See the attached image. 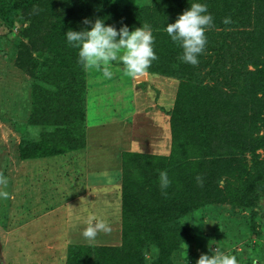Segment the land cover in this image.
Listing matches in <instances>:
<instances>
[{
    "label": "rangeland",
    "instance_id": "1",
    "mask_svg": "<svg viewBox=\"0 0 264 264\" xmlns=\"http://www.w3.org/2000/svg\"><path fill=\"white\" fill-rule=\"evenodd\" d=\"M106 1L121 7L120 11L116 12L117 15L112 17L113 22H110V25L119 28L121 24L127 25L130 21L135 23L136 20H144V15L135 13L133 10L143 7L150 8L158 0ZM28 2L29 0H0V11L5 17L4 23L10 27L7 30H2L0 27V160L5 155L6 157L11 156V159L15 155L19 158L21 156H41L47 155V151L50 150L60 151V149L67 148L68 151L74 146L82 148L84 145V129L79 128V130L78 124L75 125L77 127L74 136L67 132V127H64L69 122L66 112L70 108L71 99L72 102L74 99L77 100L76 95L82 90L77 85L80 64L77 62L76 49L67 45L65 35L61 33L63 30L57 32L45 26L48 21L47 15L41 16L44 21L41 28L38 30L35 27L32 28L29 13H32L33 10H30L28 6L27 10L23 11L19 5H28ZM46 2L49 5L51 1L36 0L32 7L37 9V6ZM209 12L213 16L214 10H209ZM253 22L254 19L250 16L233 17V22L229 27L212 31L211 36L219 38L218 40L225 39V43L229 44L231 38L234 37L246 40L250 36L234 34L252 32ZM144 24L146 23L143 22L142 25ZM230 26L234 28H230ZM128 27L129 29L133 28V26ZM214 27L210 30H213ZM84 28L88 27H80L77 31ZM217 33H220V37ZM215 37L211 38L212 41L216 40ZM167 45L166 54L160 52L156 54L163 66V71L157 74L176 83H174V88H177L176 97L180 82L185 83L180 95V110L183 114L175 120L172 113L173 118L171 117L170 125L174 120L176 129L180 131L178 135L179 158L183 154L181 150L185 151V146L193 143L190 146L192 147L191 152L187 154L186 151L184 157L189 159L190 163H195L197 158L200 159L202 153L198 152L197 144L205 138L202 114L209 109L206 108L204 92L201 89L206 86L223 89L234 99L243 87L242 85L239 88L238 86L233 87L231 86L232 82L229 83V80L219 78L217 73H213V61L215 60L213 53L205 51L199 57V64L192 66L179 59L182 49L173 42ZM117 64L120 63L113 62L114 75L111 79L91 78L92 70H85L82 76L84 92L79 95L83 101V108L87 85L102 81L113 87L118 86L116 85L117 78L114 67ZM246 70L253 71L254 68L248 66ZM73 83L75 84L73 85ZM26 84L29 86L27 88L28 91L30 89V94L28 93V98L24 103L25 89L23 90V86ZM157 87L162 86L158 85ZM98 96L100 99L92 101L88 108V121L96 125H99V122H108L121 111L119 105L114 102V90L109 88V90L103 91V94L100 92L95 95V97ZM104 98L105 101L102 103ZM73 105L72 107H74ZM193 109L196 110L194 114H191ZM21 110L29 113L26 120L22 115H16ZM74 110H76V105ZM64 117L66 122H62ZM208 119H214V117L211 116ZM178 121L184 125H177ZM56 125L60 127L54 128L53 126ZM111 128L106 126L100 130L110 131ZM256 129L252 132L254 137L264 135V116L259 118ZM109 135L110 133L106 134V137ZM72 140H76L77 143L74 145L71 143ZM121 140L125 141L126 138L121 137ZM107 142L111 141L107 140ZM91 143L94 145L93 141ZM109 144L115 149L112 143ZM248 144L251 145L250 140H247ZM236 145L237 143H235ZM10 147H12L11 151H8ZM165 147L169 150L167 140ZM171 148L172 132L170 153L167 150L164 152L168 155L167 157L171 154ZM103 149L102 147V151ZM114 149L113 152H116ZM94 151L97 149L89 150V161L93 167L98 161L104 165V168L100 169L102 173L98 176L102 177L105 182L92 181L88 186L90 187L88 199L75 202L68 210L66 209L68 212L61 209L62 206H65V201L59 200L58 203L61 206L59 209L57 206L54 207L55 202L54 204L50 202L49 208L54 207L52 208L53 214H48L46 207L38 214H32L30 213L32 211H29L28 215L21 219L17 213H14V210H18V203L14 204V202L18 199L19 192H12L11 188L7 187L6 190L16 199L0 200L3 201L2 205L5 208L7 206V210L10 209L13 214L7 215L8 221L10 219L8 222L10 233L7 235L0 232V264H20L19 260L22 261V264H58L61 263L59 260L63 258L67 264L71 257V251H77L78 247L84 248L79 253L84 256L79 264H196L201 254L210 255L216 247L227 254L235 255L238 264H264V152L262 150L256 152L257 162H254L250 154H244L242 158L245 169L237 171L238 173L243 172L244 176H240L238 173H228L217 179L213 185V192L216 194L211 196V200L206 205L190 212L181 209L180 213H173L170 217L164 218V225L153 223L147 228H142V223L148 226L147 221L150 214L148 209L151 208V205L145 198H140L139 188L140 191L144 189V194L157 196L160 189L159 173L166 171L171 180L168 187L173 193L171 197L183 203H189L193 200L189 190L194 188L192 182H196L197 179H191L185 185L184 182L173 179L170 175L169 163L147 159L148 157L143 154L136 157L124 155L122 163L119 158L120 165L115 166L117 172H112L113 169L107 163L110 157L101 159ZM118 154L120 157V153ZM203 154H206L205 151ZM12 160L13 163L16 162L15 158ZM123 170L126 172V178L130 185L136 191L134 199L137 205L135 212L132 208L134 217L130 221H133L134 225L128 231L126 245L123 244L121 214V189L124 186L125 177ZM0 173H2L1 165ZM36 174H40V169H37ZM248 175L253 177H248ZM10 177L13 179L14 176ZM29 178H31L30 181H33L29 185L37 186L33 176ZM78 188L77 194L81 193L78 195L82 196L83 191L81 190L85 191V188L79 185ZM148 189L153 192L150 193ZM61 191V189L57 191L60 197L65 194ZM78 195L77 197H79ZM216 195L218 196L215 197ZM54 200L56 199L54 198ZM72 202L74 200L67 203L71 204ZM90 216L106 220L111 225L112 231L110 233L100 232L92 241L85 239L82 233L87 227ZM19 220L25 221V225L21 226ZM156 226L161 227L160 233L164 237L160 242H157L155 238L153 241H144L143 236L153 233L151 229ZM141 228L146 233L141 231ZM139 233L140 237L138 238ZM158 233L156 228L154 235ZM134 236L138 238V243L134 245L137 249L131 247ZM102 248H109V250L102 251Z\"/></svg>",
    "mask_w": 264,
    "mask_h": 264
},
{
    "label": "trees",
    "instance_id": "2",
    "mask_svg": "<svg viewBox=\"0 0 264 264\" xmlns=\"http://www.w3.org/2000/svg\"><path fill=\"white\" fill-rule=\"evenodd\" d=\"M41 6H37V9L33 8L36 0H29L28 5H20L21 10L26 11L29 6L32 13H29L31 17L30 23L31 27L41 28L44 21L42 20V15H47L48 21L45 26L53 31H61L65 34L69 29L76 30L80 27H89L82 23L83 18L91 19L93 22L95 19L100 18L105 21L107 25L113 22L112 17L117 15L116 12L120 11L121 7L118 5H113L106 0H48ZM195 0H158L150 8H141L139 10H133L135 13L144 15V20H136L135 23L131 21L127 26H133L134 28L142 26V23H146L151 26L153 35L155 37L154 51L156 54L159 52L166 54L167 44H172L171 39L165 31V27L169 23H174L177 16L182 14L186 9H188L191 3ZM198 2L206 3L209 10H214V29L208 30L206 32L208 43L206 45V52L213 53L215 60L213 61V73H217V76L229 80L231 86L242 85L241 92L236 95L237 98H231L223 89L212 88L209 86L203 87L201 91L204 92L203 98L205 99L206 108H209L204 114L202 126H204L205 138L200 140L197 144L198 152L201 151L200 159H196L195 163H190L189 159H185V152H191L190 146L193 143H189L185 146V151L181 150L184 154L179 158L180 147H179V133L176 129V125L171 121V132H172V148L169 157L163 156H153L145 155L147 159L156 161H166L169 163L168 167L170 169V175L173 179H178L185 185L190 182L191 179L201 177L203 180V186H200L197 181L192 182L194 188L189 190L192 193L193 200L189 203H183L174 197H171L173 193L167 188L165 191L167 195H162L161 189H159L158 195L144 194L142 189H138V194L140 198H145L148 201L149 207V218L148 226L142 223V228L150 227L153 223H158L159 225H164L163 220L167 216L170 217L173 213H180L179 210L186 209V212L196 210L201 206L206 205L210 200L211 196H214V183L223 174L228 173H238L241 169H245L244 159L242 158L244 154H250L254 162H257L258 157L256 155L257 151L262 150L264 152V135L254 137L253 133L258 124V120L261 116H264V0H198ZM125 11V10H123ZM253 15H250V14ZM246 15L254 19V27L252 32L236 33L234 35L244 36L246 40H241L236 37L231 38V42L225 43V39L218 40L219 38L211 36L212 31L222 30L229 25L223 24V19L225 17H231L233 22V17H240ZM5 17L0 11V27L2 30L10 29V27L4 23ZM6 24V25H5ZM230 28H234L230 26ZM119 29V28H117ZM32 30V29H30ZM11 32V31H10ZM220 37V33H217ZM211 36V37H210ZM233 36V35H230ZM216 38L213 40L211 38ZM242 42V43H241ZM167 45V46H166ZM166 46V47H165ZM77 54V50L75 51ZM158 57V56H157ZM162 58V56H160ZM160 58L152 63L148 73L153 75H158L157 73L162 72L163 66L160 63ZM248 66L254 68L253 71L246 70ZM17 67H19L17 65ZM228 68V69H227ZM78 74V83L80 86V93H77L78 99L70 103V108L66 112L67 119L69 122L67 124L68 133L75 136V128L78 124V129H84V140H85V95H84V108L82 106V100L79 95L83 94L84 83L82 82V76L85 69L80 65ZM164 74V73H163ZM161 76V75H158ZM216 76V77H217ZM163 77V76H161ZM183 82V81H181ZM178 87V93L175 100L173 111V116L179 118L182 116V111L180 110V95L185 87L183 82ZM241 82V83H240ZM75 83H73L74 85ZM227 84V83H226ZM229 85V84H228ZM202 92V93H203ZM34 101V100H33ZM72 104H74L72 107ZM76 105V110L75 109ZM34 107V104H33ZM196 109L192 110L191 114H194ZM214 117V119H208V117ZM173 118V117H172ZM64 119V120H63ZM30 120V119H29ZM62 122H66L65 117L62 118ZM171 120V118H170ZM177 125H184L181 122H177ZM54 128H59V125L53 126ZM79 129V130H80ZM66 132V133H67ZM251 133V134H250ZM247 140L251 141V145H247ZM71 143H77L76 140H72ZM235 143L237 145L235 146ZM179 147V148H178ZM60 149V151H47V155L41 156H21V159H36L45 158L55 155H62L69 151L79 150V146H74L70 150ZM187 149V150H186ZM205 151L206 154H203ZM49 152V153H48ZM46 154V153H45ZM136 157L141 156L139 153H124L121 155L120 161L122 163L123 156ZM161 158V159H160ZM229 158V159H228ZM253 162V163H254ZM124 163V161H123ZM167 167V166H166ZM126 170V169H125ZM123 170L124 186L121 189V200H122V231H123V244H127V234L134 225L133 221H130L134 217L132 213V208L137 207L136 200L134 196L136 194L135 189L126 178V172ZM240 176H244V173H238ZM224 176V175H223ZM226 176V175H225ZM248 177H253L248 175ZM187 182V183H186ZM133 184V183H132ZM140 191V192H139ZM150 193L153 190H149ZM216 191V190H215ZM213 192V193H211ZM216 195L215 197H217ZM162 203H161V202ZM133 203V204H132ZM194 203V204H193ZM138 204V203H137ZM163 209V211H162ZM176 209V210H175ZM152 210V211H151ZM159 214V215H158ZM136 218V217H135ZM136 220V219H134ZM142 220V218H140ZM144 220V218H143ZM159 221V222H157ZM141 227V226H140ZM141 228V231L143 230ZM159 231L157 235L154 232ZM152 228L153 233H149L147 236H143L144 241H153L154 238L157 242L164 237L161 235V227L156 226ZM144 233H146L143 230ZM154 235V236H153ZM153 236V237H152ZM140 233L138 234V238ZM136 236L133 238V244L131 247L137 249L134 246L138 243ZM84 248L78 247L77 251H71V257L67 264H79L84 256H81V251ZM109 250V248L102 251Z\"/></svg>",
    "mask_w": 264,
    "mask_h": 264
},
{
    "label": "crops",
    "instance_id": "3",
    "mask_svg": "<svg viewBox=\"0 0 264 264\" xmlns=\"http://www.w3.org/2000/svg\"><path fill=\"white\" fill-rule=\"evenodd\" d=\"M114 67L116 69L117 87L110 86L107 82L104 83L102 81L94 82L86 86L85 140L82 148L66 152L62 155L36 159L23 160L15 155L13 156V158L16 159L15 163H13V158L11 159L9 155L8 157L5 155L3 159L0 160L2 162L0 164L2 173L9 179L8 186L11 188L10 190L12 192H19L18 199L12 196L9 200L16 199L14 204L16 202L18 203V210H14V213H17L21 219H23V216L28 215L29 211H32L30 212L32 214H38L44 211L46 207L48 214H53L54 211L52 208L55 206H57L58 209L61 208L59 205L60 203H58L59 200L65 201V206L61 208L63 210H68L75 202L78 203L87 200L88 194L90 193L88 192L90 188L88 186L91 182L94 180L105 182L102 177L98 176V174L100 175L102 173L100 169L104 168V165L98 161L95 167H93L89 161L88 152L92 148L97 149L94 153L96 154L97 152L99 158L107 159L108 156L110 157L107 163H109L110 167L113 169L112 172H117L115 166L117 165L118 167L120 165L119 158H121V155L124 153H139L167 157L168 155L164 153L167 150V147H165L166 140L169 142V150L167 151L170 153V118L175 104L177 88H174V86L176 83L169 78L150 73H147L139 81H133L125 77L122 71L118 70L123 68L122 64H117ZM90 77H95L100 80L103 78L101 73L95 70L91 71ZM158 85L162 87L159 88L157 87ZM27 87H29L27 84L23 86V90L25 89L24 103H26L28 93L30 94V89L28 91ZM109 88L114 90L115 97L113 99L114 102L119 105L121 111L115 114L108 122H99V125H96L88 121L89 105L95 99H100V96L95 97V95L100 92L103 94V91L109 90ZM103 101H105V98L102 100V103ZM17 114L18 116L22 115L24 119H27L29 116L27 111L24 112L22 110L16 113V115ZM106 126L112 127V130H100V128ZM108 133H110V135L106 137ZM121 137L124 139L126 138V140L122 141ZM107 140L111 142H107ZM90 141H93L94 145ZM122 142L123 144H121ZM109 143H112L115 149L113 146L110 147ZM102 147L104 148L103 151ZM11 148L12 147H10L8 151ZM113 149L116 150V152H113ZM118 153H120V157ZM37 169H40L39 175L36 174ZM31 175L37 186L29 185L33 182L30 181L31 178H29L32 177ZM10 176H14L13 179ZM78 185L85 188V191L84 189L81 190L83 191L82 196L78 195L81 193L77 194V190L79 189ZM59 189L62 190L61 192L65 193L64 195L61 194V197L57 194ZM77 195L79 197H77ZM54 198L56 200L53 201ZM72 200H74V202L71 204L67 203ZM2 202L0 201V232L8 235V233H10L8 223L10 219L8 221L7 215L13 214H11L10 209L7 210V206L5 208V206L2 205ZM50 202L52 204L55 202L54 207L49 208ZM19 223L23 226L26 222L19 220ZM59 261L61 263L58 264H66L64 258ZM19 262L22 264V261L19 260Z\"/></svg>",
    "mask_w": 264,
    "mask_h": 264
},
{
    "label": "clouds",
    "instance_id": "4",
    "mask_svg": "<svg viewBox=\"0 0 264 264\" xmlns=\"http://www.w3.org/2000/svg\"><path fill=\"white\" fill-rule=\"evenodd\" d=\"M223 24L230 25L231 17H225ZM83 24L90 27L79 31L69 29L64 35L67 45L77 50V62L85 70H95L101 73L103 78L111 79L114 75L113 62L123 65V75L133 81H139L149 71L152 63L158 59L154 51L155 37L150 25L144 24L129 30L127 25L121 24L119 29L114 25H107L103 19H84ZM214 27V17L208 11L206 3H191L190 7L179 14L174 23H169L165 31L171 41L176 44L182 53L179 59L186 64L197 66L199 57L205 52L208 43L206 32ZM197 183L203 186L201 177H197ZM9 179L0 173V200L12 198V194L6 189ZM171 180L166 171L159 173V187L162 195ZM95 222V224H93ZM111 225L95 216H90L87 227L83 230V237L89 241L95 240L98 233H110ZM196 264H238L235 255L227 254L216 247L209 254H201Z\"/></svg>",
    "mask_w": 264,
    "mask_h": 264
}]
</instances>
